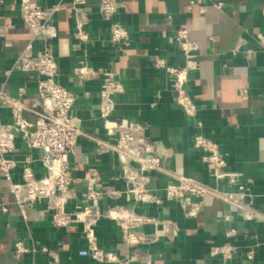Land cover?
<instances>
[{"label": "crops", "instance_id": "0c3cea01", "mask_svg": "<svg viewBox=\"0 0 264 264\" xmlns=\"http://www.w3.org/2000/svg\"><path fill=\"white\" fill-rule=\"evenodd\" d=\"M118 2L115 20L131 34L122 49L110 40V22L99 12L101 0H86L89 39L84 42L74 37L72 0L41 1L45 8L62 6L53 21L57 35L48 44L59 66L57 81L76 96L72 116L82 133L70 157L76 181L68 211L91 204L85 198L90 168L102 175L97 191L127 190L112 149L118 136L107 133L105 120L127 121L144 132L161 159V170L147 173L148 187L161 203L138 204L125 194L101 199L95 227L99 246L133 258V264H221L222 257L211 256V249L230 244L237 251L229 264H264V49L258 40L264 36V0ZM178 30L186 31L198 47L197 68L188 72L186 87L197 105L202 132L217 143L226 159L224 171L238 175L234 185L228 180L216 184L205 154L194 147L199 133L196 121L175 104L170 78L155 67L161 58L173 67L186 66L175 39ZM45 47V41L23 21L19 2L0 0V125L14 123L15 106L23 107L31 129L46 120L38 96L39 77L22 69L25 55ZM83 64L97 75L80 79L75 71ZM106 72L124 86L107 117L101 112L100 95ZM10 135L16 143L12 155L16 166L11 179L0 169V264H53L49 253L57 256L59 264H104L92 259L81 224L64 229L53 225L49 200L26 205L24 213L17 205L15 193H24L27 185L24 169H31L36 185L46 182L48 173L42 162L44 151L30 149L16 129ZM181 176L234 193L235 201L212 195L193 198L200 210L188 217L179 202L165 195L166 187L178 183ZM115 208L149 219L136 229L146 238L144 244L131 249L123 242L120 226L108 216ZM249 212L254 215L251 220L246 218ZM19 242L35 251L17 254Z\"/></svg>", "mask_w": 264, "mask_h": 264}, {"label": "built area", "instance_id": "2783aa9c", "mask_svg": "<svg viewBox=\"0 0 264 264\" xmlns=\"http://www.w3.org/2000/svg\"><path fill=\"white\" fill-rule=\"evenodd\" d=\"M20 5L21 17L25 24L46 43L43 51L37 54L25 55L22 58V69L25 72H34L39 77L38 96L41 99L48 116L44 122L38 123L33 129L30 122L23 116V107L15 106L14 123L10 126L0 125V169L7 179H11V172L16 166L12 155L16 151V143L10 135L11 130L16 129L23 134L27 146L30 149L44 151L42 162L47 170V181L36 185L33 182L32 171L29 167L24 169L26 189L24 193L16 192V203L24 213L26 205H32L41 199L50 201L52 223L56 228L64 229L73 224H81L88 241V250L92 259L104 264H133L134 259L121 257L118 254L105 251L97 241L95 227L101 217L99 201L104 197L118 198L126 195L138 204H160L161 200L156 193L148 187L149 177L147 173L161 170V159L155 154L154 145L146 138L139 127H134L127 121L105 120V128L109 135L118 136V143L112 149L117 153L124 179L127 183L125 192L108 190L99 192L95 189L101 182L102 175L96 168H90L86 174L87 192L85 198L91 202L84 209L70 212L67 209L71 198V187L75 183L72 175L70 157L77 148L81 131L76 127L72 109L76 102L74 93L63 87L58 81L59 66L51 45L48 43L56 37L54 16L62 9V6L45 8L42 0H17ZM86 0H72L71 9L75 18L74 37L79 41H87L89 34L86 27L89 17L84 9ZM119 10L118 0H101L99 12L103 19L110 22V40L120 49L129 44L131 34L115 17ZM264 49V36L258 37ZM177 46L182 52L186 66L178 68L170 66L165 59H157L155 67L165 70L172 82L171 91L175 104L180 107L185 115L196 121L199 133L194 137V147L202 151L204 161L212 169V177L216 184L228 180L234 185L238 180L235 173L224 171L226 159L220 153L219 146L203 132V123L197 120L198 108L191 95L187 84V74L197 68L196 43L190 40L184 30H178L175 36ZM75 74L82 80H89L97 75L91 67L83 64L79 66ZM101 90V112L107 117L115 107V95L124 92V86L111 72L103 74ZM3 95L0 93V100ZM104 149L102 148L101 151ZM138 166V169L135 167ZM167 199L180 203L188 217L198 214L200 207L193 203V198H204L207 195L218 196L226 202H234L236 194L221 191L217 186L208 187L198 181L184 176L179 177L178 183H172L165 189ZM108 216L114 219L121 228L123 242L131 249L146 242V238L136 230L149 219L135 216L121 208L109 211ZM254 215L246 213V218L251 220ZM232 234V232H231ZM17 254L33 253L35 250L27 248L19 242L15 245ZM237 251V248L225 244L211 249V256H221V264H229ZM49 253L48 249H43ZM54 259L53 264H59L57 256L49 253ZM252 259V253L248 254ZM147 264H151L150 261Z\"/></svg>", "mask_w": 264, "mask_h": 264}, {"label": "water", "instance_id": "95a60500", "mask_svg": "<svg viewBox=\"0 0 264 264\" xmlns=\"http://www.w3.org/2000/svg\"><path fill=\"white\" fill-rule=\"evenodd\" d=\"M46 117L48 116V113H45Z\"/></svg>", "mask_w": 264, "mask_h": 264}]
</instances>
